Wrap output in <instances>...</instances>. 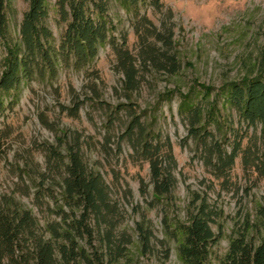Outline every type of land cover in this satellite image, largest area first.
<instances>
[{
	"label": "rangeland",
	"instance_id": "rangeland-1",
	"mask_svg": "<svg viewBox=\"0 0 264 264\" xmlns=\"http://www.w3.org/2000/svg\"><path fill=\"white\" fill-rule=\"evenodd\" d=\"M45 1L46 25L57 44L64 24L55 12L54 0ZM159 4L154 7L150 0H144L138 14L144 15L158 33L170 31L168 52L178 63L175 74L153 65L142 66L136 89L125 95L114 55L105 45L98 49L88 69H61L53 80L33 79L1 97L0 201L13 198L28 210L45 239L49 237L48 226L65 228L57 217L59 207L68 219H78L79 215L77 209L62 207L60 173L50 172L47 163L46 147L58 145L56 139L61 133L69 140L78 137L87 167L98 172L107 185L111 210L100 218L88 214L85 225L90 234H74L73 246L82 250L89 264H184L177 241L168 232L185 226L193 207L203 199L215 212L210 228L217 236L206 264H222L231 239L243 237L247 243L256 244L264 233V179L243 164L240 153L227 177H216L204 162L203 143L188 137L187 123L179 113L183 96L199 105L200 125L212 139H205L206 145L218 142L227 153L236 132L248 139L242 140L241 149L246 143L251 145L258 128L245 130L235 110L224 103L222 90L229 83L264 74V0H159ZM27 8V0H9L4 9L7 41L17 39L21 15ZM136 14L117 0L108 2L106 15L114 42L125 36L126 48L134 57L140 50L136 30L147 35V42L160 47ZM90 70L99 78L93 83ZM93 86L96 91L90 93ZM76 95L82 100L76 117L59 113L58 106L70 107ZM116 106L120 109L114 113ZM132 114L139 117L152 144H159L163 151L165 145L171 149L175 184L165 199H150L147 165L132 154L131 140L124 137L117 149L116 140ZM40 118L53 129L43 127ZM46 170L47 180L42 185L40 174ZM38 190L39 197L47 196L36 199ZM137 225L149 232L146 246L141 243ZM51 241L68 246L61 239ZM55 257L59 260L57 254Z\"/></svg>",
	"mask_w": 264,
	"mask_h": 264
},
{
	"label": "trees",
	"instance_id": "trees-1",
	"mask_svg": "<svg viewBox=\"0 0 264 264\" xmlns=\"http://www.w3.org/2000/svg\"><path fill=\"white\" fill-rule=\"evenodd\" d=\"M109 1L111 0H54L55 12L64 24L59 40L54 44L46 25L48 9L45 0H27L28 8L21 15L15 41L5 39L4 9L9 0H0V39H3L4 50L0 72V104L3 94L15 90L22 83L33 79L53 80L61 69L76 72L88 69L98 49L105 45L109 46L114 55L115 69L121 75V89L125 95L136 89L138 69L142 66L153 65L159 70H165L167 74H175L178 63L168 52L172 35L169 30H165V34L158 33L144 15L139 16L138 11L144 0H117L129 11L137 13L139 22L144 23L142 26L145 31L160 45L156 48L147 42V35H141L136 30L134 34L140 48L136 57L127 50L125 36L120 38L119 43L114 42L110 21L106 15ZM150 1L154 7L160 5L159 0ZM90 73L88 75L91 83L99 79L95 71L90 70ZM95 91L94 86L89 88L90 93ZM222 96L224 103L235 110L246 131L258 128V135L254 136L251 145L246 143L244 148H240L242 140L245 137L247 139L240 132L233 135L234 142L227 153L220 149L218 142L213 141L206 145L205 139H212L200 125V107L198 104L189 103L187 97L183 96L179 113L187 123L188 137L203 143L204 162L212 167L216 177L225 179L234 159L240 153L243 164L249 166L258 178L264 179V74L229 83L223 88ZM81 104L82 100L76 95L72 97L70 107L59 105L58 111L74 118ZM104 107L109 109L108 106ZM119 109L120 106H116L112 111L115 113ZM130 117L122 136L116 140L117 149L124 137L131 140L132 154L147 165L150 199H165L171 194L175 184L172 175L175 165L171 149L169 145H165L163 151L159 144H152L139 122V117L134 114ZM40 123L47 129H53L42 118ZM61 136L56 139L58 145L46 147L47 163L52 169L50 172L57 170L60 173L58 184L62 207L68 211L77 209L78 219H68L59 207L57 217L65 228L57 230L53 225L48 226L49 237L45 239L44 234L38 233L36 221L28 210L13 198L3 199L0 201V264L90 263L82 250L73 246L74 234H90L85 225L88 214L100 218L104 211L111 210L108 187L98 172L87 167L80 152L78 137L72 136L69 140L64 137V133ZM107 141L109 140L106 138ZM47 172L48 170L40 174L42 185L47 180ZM143 186L141 183L142 194ZM44 195L39 197V190L35 192L38 200ZM57 201L56 199L54 202ZM261 214L264 217V212ZM214 216L215 212L203 199L193 207L185 226L169 230L168 233L177 241L178 254L184 264H206L209 249L217 241V236L210 228ZM137 232L142 239L141 243L146 246L149 232L139 225ZM52 238L64 240L68 246L54 245ZM222 264H264V233L256 244L247 243L243 237L231 239Z\"/></svg>",
	"mask_w": 264,
	"mask_h": 264
}]
</instances>
